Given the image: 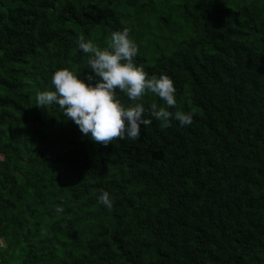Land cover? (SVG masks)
<instances>
[{
	"label": "trees",
	"instance_id": "16d2710c",
	"mask_svg": "<svg viewBox=\"0 0 264 264\" xmlns=\"http://www.w3.org/2000/svg\"><path fill=\"white\" fill-rule=\"evenodd\" d=\"M124 27L194 118L104 146L37 93ZM0 264H264V0H0Z\"/></svg>",
	"mask_w": 264,
	"mask_h": 264
},
{
	"label": "clouds",
	"instance_id": "9594fccd",
	"mask_svg": "<svg viewBox=\"0 0 264 264\" xmlns=\"http://www.w3.org/2000/svg\"><path fill=\"white\" fill-rule=\"evenodd\" d=\"M130 32L128 27L112 32L104 48L80 36L78 46L89 56V73L82 78L77 71L68 68L56 70L51 78L55 90L38 92L36 105L48 108L57 104L67 120L73 121L84 136H90L104 146L117 139H140L141 126L147 128L153 118L161 122L175 119L181 126L190 125L193 112L168 110L177 104L173 79L166 74L158 78L149 76L143 64H136L139 46L130 37ZM94 80L96 82L92 83ZM117 90L133 103L128 106L122 103ZM147 93L161 98L167 107L156 103L146 107L143 100ZM99 202L109 210L114 204L107 191L100 195ZM63 211V207L56 208L57 213Z\"/></svg>",
	"mask_w": 264,
	"mask_h": 264
},
{
	"label": "rangeland",
	"instance_id": "374dc122",
	"mask_svg": "<svg viewBox=\"0 0 264 264\" xmlns=\"http://www.w3.org/2000/svg\"><path fill=\"white\" fill-rule=\"evenodd\" d=\"M1 243H2V245L4 244L2 241H1ZM10 263H12V262L10 261Z\"/></svg>",
	"mask_w": 264,
	"mask_h": 264
}]
</instances>
